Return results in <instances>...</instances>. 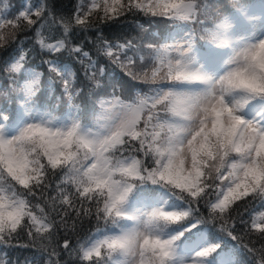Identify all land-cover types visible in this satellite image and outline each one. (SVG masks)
<instances>
[{"label":"snow or ice","instance_id":"obj_1","mask_svg":"<svg viewBox=\"0 0 264 264\" xmlns=\"http://www.w3.org/2000/svg\"><path fill=\"white\" fill-rule=\"evenodd\" d=\"M10 7L5 0L0 8V49L13 46L19 33L33 29L42 48L52 52L65 48L64 39L45 43L41 36L44 23L34 27L49 20L43 4L35 6V11L28 5L14 15ZM203 7L200 0H91L86 11L78 7L74 17H63L65 34L73 24L81 29L95 27L100 50L115 57L113 62L126 76L154 85L206 84L199 92L158 87L152 94L127 101L113 87L96 97L105 83L97 73L105 76L106 69L76 47L70 51L82 52L88 60L79 61L87 80L80 83L82 87H76V74L70 67L44 61L51 73L49 89L57 84L62 88L57 106L64 102L69 110L66 121L57 123L51 111H32L41 89V74L33 71L24 82L15 75L21 71L26 53L15 62L4 63L0 104L16 102L30 119L18 134L9 136L11 113L0 109V245L38 249L46 254L45 264H67L61 259L62 252L70 258L75 253V259L89 264H170L184 232L165 238L159 234V225L181 222L191 210L154 208L140 226L91 243L78 235L75 244L67 234L63 243L58 238L61 225L67 228L71 218L74 229L76 221L89 218L98 226L116 223L119 218L133 219L123 206L138 181H151L171 185L193 200L204 199L207 214L194 217L195 223L185 231L198 224H214L247 249L255 264H264V213L257 222L252 215L245 220L238 212L243 204L264 199V37L234 45L232 20L220 18L215 28L205 30L200 38L218 48H231L232 55L223 74L211 77L195 66L191 37L178 44H148L156 50L149 63L140 54L139 43H113L102 32L103 25L138 14L169 21L197 20ZM125 47L133 49V56L121 60L119 50ZM82 93L96 100L92 127L82 123L80 106L75 103ZM234 93L241 95L229 101L227 97ZM249 105L261 106L260 111L249 117L245 114ZM149 158L151 166L146 164ZM58 174L63 179H55ZM5 181L8 188L3 186ZM256 232L259 248L243 243ZM21 236H26L28 243L13 244ZM219 247L202 248L191 264H204L201 258Z\"/></svg>","mask_w":264,"mask_h":264},{"label":"trees","instance_id":"obj_2","mask_svg":"<svg viewBox=\"0 0 264 264\" xmlns=\"http://www.w3.org/2000/svg\"><path fill=\"white\" fill-rule=\"evenodd\" d=\"M230 1V5L246 6L250 7L257 3L258 0H226ZM203 4V10L200 17L197 20H177L169 21L162 17H148L142 14H138L134 17L127 19L121 18L115 22H109L102 26V32L104 37L113 43L126 44L127 41H132L135 45L139 43L140 54L146 57V62H151L155 58V48H148V44L162 45L167 44L169 37L175 34L184 25L192 28L196 34V41L198 45L204 43H211L207 39L200 38V35L208 30V22L212 16L215 8V0H200ZM221 2H225L221 0ZM11 6L9 11L12 15L18 13L23 7L28 5L35 6L43 4L45 6V12L49 16L47 22L41 21L34 27H39L40 23H44V28L41 29V36L45 40V43L57 42L61 39L65 40V48L59 52H52L47 48H42L39 44L35 30H26L18 34V41L11 47L0 49V78H3L2 69L7 66L4 64L6 61L15 62L19 59L22 53H26L23 67L19 73H16V77L21 78V82L29 79L33 74L31 72H38L41 74L40 83L41 89L34 97L35 107L40 108L43 106L47 111H51L57 119L67 117L69 110L66 103L61 102L57 106V97L61 95L62 88L57 84L53 89L48 87V78L50 73L49 65L44 63L46 60L56 61L59 65H67L76 74L75 83L76 87H82L80 83H86V77L84 76V66L79 62L80 59H84L85 63L88 62L87 58L82 56L83 51L89 53V57L97 62L98 66H103L106 69L105 76H101L97 73V77L103 82V87L98 89L95 96L98 97L104 93L111 91L113 87H116L122 98L125 100H135L136 96L141 94L153 93L158 87H169L175 90L181 91L182 85H187L189 82H171L162 85H154L144 83L143 80L136 81L124 74V70L118 67L114 62V58H109L104 51L100 50L99 42L96 41L95 36L97 29L95 27L88 29H81L73 24L69 28L67 34L64 32L65 20L63 17L72 15L73 17L77 13V8H81L86 11L91 4V0H8ZM5 0H0V8H3ZM11 18V17H9ZM35 19V16H33ZM54 18V20H53ZM139 21V24H137ZM139 25H143L141 28ZM65 36L67 38L65 39ZM80 47L81 53H75L70 51L72 48ZM118 50L113 49L116 53ZM133 49L125 47L119 50L120 59L124 60L125 55L132 57ZM142 63V61H140ZM10 83V82H9ZM3 87H0V93H3ZM109 98V97H105ZM75 103L80 106V119L82 123L87 127H92L94 124L95 111L97 108L96 100L92 96H88L86 93H82L81 96L75 98ZM18 104L3 103L0 104V109L6 110L11 113L10 122L16 116V110ZM148 166H151L152 160L149 158L146 161ZM63 179L61 174H58L55 179ZM2 183V181H0ZM8 188L7 181L3 185ZM55 195V192H53ZM153 197L156 200L165 198L166 202L176 207L179 211L191 210V215L178 223H164L161 222L159 227L166 230H179L184 232V235L180 239L197 241L198 239H205L209 245L219 244L220 247L213 252L211 257L216 258L220 253L230 254L234 264H255V257L252 256L247 249L231 236L221 232V230L214 224H198L190 231H185L191 224L195 223L194 217L201 214H207V206L204 199L199 201L193 200L188 194L182 193L179 189L174 188L171 185H164L162 183H152L151 181H138L136 188L129 195L126 203L124 204V210L133 204L139 198ZM247 208V211H245ZM243 219H249V215H252L259 222L260 213H264V199L251 200L248 204L238 210ZM39 215V213H37ZM73 220L71 218L67 222V228L65 225H61L59 241L63 243V239L71 237L73 244L76 243V236L85 237L89 243L96 236H102L115 234L120 229L126 228L130 225L131 219L119 218L116 223L108 222L107 224L101 223L99 226L94 218H89L85 221H76L75 229L73 228ZM73 231H77L73 234ZM244 235V233H240ZM258 232L246 236L243 243L248 247H252L253 244L257 248L260 245L257 243ZM249 240L252 244H249ZM27 244L28 238L21 236L20 240L13 241V244ZM46 243V242H45ZM47 246V244H46ZM51 247H55L53 244ZM51 250V249H49ZM62 261H67V264H89V262L75 259V253L70 258L66 252L61 253ZM46 254L40 250L32 247H10L5 248L0 245V264L6 261V264H45ZM109 264H114L113 261H109Z\"/></svg>","mask_w":264,"mask_h":264},{"label":"rangeland","instance_id":"obj_3","mask_svg":"<svg viewBox=\"0 0 264 264\" xmlns=\"http://www.w3.org/2000/svg\"><path fill=\"white\" fill-rule=\"evenodd\" d=\"M230 36L233 40L234 45L239 44L244 41L254 42L257 39L264 37V18H259L257 21V24L253 23L252 21L251 25L247 23L242 29L230 32ZM190 37L191 36L187 32H184L176 38L174 44L183 43L184 41H187ZM224 51H225L224 48L216 49L215 54L218 56L217 61L213 60V55L215 54L200 58L193 44L192 55L194 57V64L195 66L200 67L201 70L204 71L207 75L211 77H218L219 75L223 74V72L228 68L227 62L232 55L231 48H230L229 53L222 55ZM206 87L207 85L202 83L199 86L200 89L198 90V92L204 90ZM240 95H241L240 93H234V94L229 95L227 99L229 101H232L236 99L237 97H239ZM260 107L261 106L259 105L254 106V107L249 106L245 110V114L248 115L249 117L252 115H255L256 112L260 111ZM29 119L30 117L25 118L24 121L21 122L20 126L13 132L12 135L18 134L20 129L24 126L26 121ZM154 208H164L166 210H172L169 206L164 205L163 200L158 202L157 204H153L151 201L149 203L147 202L140 203L133 209V213L135 215V222L132 224L130 228L135 227V226H140L142 222L146 219V214ZM159 234H161L165 238L173 236V235H166L160 232ZM97 239H100V238H97ZM203 247H204L203 243H197L195 245L186 244L180 247V249H175L174 252L177 258V264H191V262L196 259V253L200 251ZM201 259L203 260V258ZM203 262L204 264H211V263L205 262L204 260ZM216 264H230V261L228 258H223Z\"/></svg>","mask_w":264,"mask_h":264}]
</instances>
